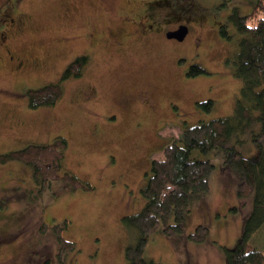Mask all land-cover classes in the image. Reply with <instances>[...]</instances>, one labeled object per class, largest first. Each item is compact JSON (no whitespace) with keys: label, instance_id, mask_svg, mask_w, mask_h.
Returning a JSON list of instances; mask_svg holds the SVG:
<instances>
[{"label":"rangeland","instance_id":"374dc122","mask_svg":"<svg viewBox=\"0 0 264 264\" xmlns=\"http://www.w3.org/2000/svg\"><path fill=\"white\" fill-rule=\"evenodd\" d=\"M4 1L0 0V8ZM5 4H11L8 12L23 15L27 24L14 42L16 49L39 61V66L14 74L0 67V153L64 136L68 140L64 168L94 189H74L61 181L41 189L30 165L0 162V264H128L125 249L138 232L126 227L122 216L137 213L146 202L141 189L150 176L152 159L163 157L164 145L180 135L182 121L190 127L234 111L243 82L231 68L244 35L228 15L234 7L249 14L254 0H8ZM143 11L163 26L169 17L179 15L188 34L183 41L157 36L154 42L143 40L134 21ZM89 29L96 36L103 30L104 40L74 38ZM113 33L128 41L115 46L110 40ZM89 44H94V58L86 78L63 80L64 93L56 105L30 108L26 91L60 81L74 53ZM192 65L207 73L190 77ZM90 84L109 93L106 98L111 101H78V93ZM119 87L133 93L148 90L157 100L151 101L153 105L142 101L125 106L110 95ZM208 99L214 100L210 112L197 104ZM251 145L252 150L243 147L246 156L257 153ZM214 153L193 151L195 157L211 158L216 167L210 190L187 206L184 233L166 235L162 227L173 219L162 222L150 236L146 256L162 264H228L221 246L236 245L253 196L240 202L238 179L221 168ZM200 223L209 227V237L197 243L189 234ZM54 224L61 227L63 238L75 242L74 250L59 256ZM251 243H262L264 249V227Z\"/></svg>","mask_w":264,"mask_h":264},{"label":"trees","instance_id":"16d2710c","mask_svg":"<svg viewBox=\"0 0 264 264\" xmlns=\"http://www.w3.org/2000/svg\"><path fill=\"white\" fill-rule=\"evenodd\" d=\"M228 20L244 35L231 68L234 76L243 82L234 111L228 116L200 120L190 127L182 121L180 135L164 145L163 157L152 159L150 176L141 189L146 202L137 213L122 216V223L138 232L136 241L125 249L128 264H162L146 256L150 236L169 218L173 223L164 224L162 231L169 236L184 233V221L190 212L187 206L210 190V175L216 165L211 158L195 157V150L200 154L214 150L221 168L234 172L240 202L253 196L252 208L243 217L242 234L236 245L232 248L221 246L227 263L264 264L263 244L253 246L251 243L253 236L264 227V0H254L249 14H241L234 7ZM223 34L227 36L225 30ZM85 58L80 56L71 61L62 80L28 89L30 108L56 105L64 93L63 80L80 76ZM202 73L207 71L192 65L187 74L194 77ZM197 104L200 109L210 112L214 100L198 101ZM249 144L257 149L254 156L244 154L245 146L252 150ZM67 148V138L57 136L52 142L30 143L0 153V162L18 160L30 165L41 189L52 181H61L74 189H94L90 182L64 168ZM52 228L60 243L59 256L74 250L75 242L63 238L59 224ZM208 237L209 227L202 223L189 234L190 240L197 243L205 242ZM60 263L64 264L63 261Z\"/></svg>","mask_w":264,"mask_h":264},{"label":"flooded vegetation","instance_id":"af4514ba","mask_svg":"<svg viewBox=\"0 0 264 264\" xmlns=\"http://www.w3.org/2000/svg\"><path fill=\"white\" fill-rule=\"evenodd\" d=\"M8 0L4 1V5L0 8V23L4 22L2 25H0V67L3 69H6L7 71L14 73H21L24 70L28 69L30 66L37 67L39 66V61L37 60H29L27 57H24L19 50L16 49L15 41L17 42L21 36H23L24 29L26 28L27 24L25 23L22 16L15 17L12 13L8 12V8H10L11 4L5 7V3ZM234 9V8H233ZM146 10V9H144ZM233 11V10H232ZM230 12V14L232 13ZM23 14V13H20ZM229 14V15H230ZM228 15V17H229ZM138 18L134 19L136 22L137 27H139L138 35L145 41H152L154 40L152 38H155L156 36L160 39H165L168 37V32L177 30L181 25H186L184 22L180 20V16H172L169 17L167 21H165V25L163 26L161 23L158 22V20L155 18L153 14H150L148 11H143L142 13H139ZM172 23H175L174 25H171ZM173 26L169 28V26ZM126 34V33H125ZM115 36V33L110 35V40L113 41L115 46H120L124 44L127 39H117ZM66 37V36H65ZM81 37H86L87 39H90L91 42H95L94 40H104L105 36L103 34V30L100 34L97 36L92 31V29H89V32L78 33L74 38L78 39ZM123 37V35L121 36ZM67 38H71L70 36H67ZM93 38V39H92ZM169 39H176V38H169ZM185 39V38H184ZM131 40H129L130 42ZM180 41V40H179ZM183 41V40H181ZM93 53H94V44H89V46L79 52L74 56L76 58L80 56H86L84 59V65H83V73L80 76H71L68 77L67 81L73 80L75 82H80L86 76L88 75L87 70L90 68V65L93 61ZM73 59V60H74ZM72 60V61H73ZM66 70V69H65ZM64 73V72H63ZM62 80V77H61ZM127 82V81H126ZM125 82V83H126ZM145 89L140 88L138 92L133 93L131 91L125 92L120 87L118 89H114V95L112 92L110 93L112 101H123V105L130 107L132 105H137L139 103H142V101H145L146 103L150 104L151 101H156L157 99L153 97V93L151 94L147 93ZM109 95V93L101 92L94 84H90L86 86L84 89H82L78 93V101H111L109 98H106ZM153 97V98H152ZM12 101H15L12 99ZM168 101H182L178 98L175 99H168ZM153 105V103H151Z\"/></svg>","mask_w":264,"mask_h":264},{"label":"water","instance_id":"95a60500","mask_svg":"<svg viewBox=\"0 0 264 264\" xmlns=\"http://www.w3.org/2000/svg\"><path fill=\"white\" fill-rule=\"evenodd\" d=\"M189 27L187 25H181L177 30L168 32L169 38H176L178 40H184L188 34Z\"/></svg>","mask_w":264,"mask_h":264},{"label":"crops","instance_id":"0c3cea01","mask_svg":"<svg viewBox=\"0 0 264 264\" xmlns=\"http://www.w3.org/2000/svg\"><path fill=\"white\" fill-rule=\"evenodd\" d=\"M158 234H160V233H158Z\"/></svg>","mask_w":264,"mask_h":264}]
</instances>
